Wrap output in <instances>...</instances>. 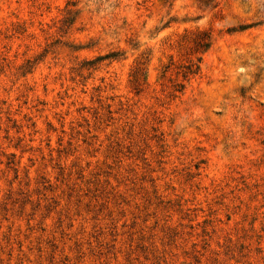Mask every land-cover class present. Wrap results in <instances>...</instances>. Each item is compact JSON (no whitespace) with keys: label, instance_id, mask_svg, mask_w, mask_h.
<instances>
[{"label":"rangeland","instance_id":"1","mask_svg":"<svg viewBox=\"0 0 264 264\" xmlns=\"http://www.w3.org/2000/svg\"><path fill=\"white\" fill-rule=\"evenodd\" d=\"M0 264H264V0H0Z\"/></svg>","mask_w":264,"mask_h":264},{"label":"trees","instance_id":"2","mask_svg":"<svg viewBox=\"0 0 264 264\" xmlns=\"http://www.w3.org/2000/svg\"><path fill=\"white\" fill-rule=\"evenodd\" d=\"M210 45H211L210 36L209 35H206V34L203 35V36H201V38L198 41V47L199 48H203V49H207V48L210 47ZM194 65L192 64V66H194ZM198 70H199V67L198 66H196L195 69H191V67H190V71H188L186 74H188V73H190V74L197 73Z\"/></svg>","mask_w":264,"mask_h":264}]
</instances>
